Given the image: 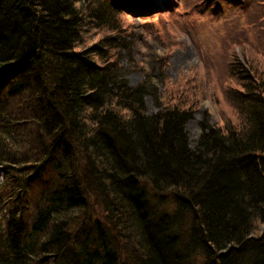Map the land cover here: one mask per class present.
Listing matches in <instances>:
<instances>
[{
    "label": "trees",
    "instance_id": "16d2710c",
    "mask_svg": "<svg viewBox=\"0 0 264 264\" xmlns=\"http://www.w3.org/2000/svg\"><path fill=\"white\" fill-rule=\"evenodd\" d=\"M164 5L0 0V264H264V52L226 33V113L191 142L196 76L122 63Z\"/></svg>",
    "mask_w": 264,
    "mask_h": 264
},
{
    "label": "rangeland",
    "instance_id": "374dc122",
    "mask_svg": "<svg viewBox=\"0 0 264 264\" xmlns=\"http://www.w3.org/2000/svg\"><path fill=\"white\" fill-rule=\"evenodd\" d=\"M157 1L169 5L167 9L171 11L166 12L165 9L163 14L150 19L147 16L151 24L136 28L138 38L135 52L132 58L126 54L122 63L127 68V78L132 85H137L144 79L145 71L154 73L153 84L160 89L165 85L160 80L163 76H168L170 83H180V79L183 81L185 76H196L197 81L202 84L200 89H196L198 95L203 94L205 89V97L188 123L190 139L193 142L201 134L203 120L211 124L221 123L222 116L226 113L219 103L220 100L210 93L208 82L206 84V78L217 83L219 76L223 74L220 71V59L225 50L222 40L226 33L236 30L238 35L240 33V41L247 43V51L254 52L258 48L264 52V35L259 33V30L264 31V0L209 1L198 6H188V0ZM149 10L150 8L143 7L141 12L148 13ZM134 18L133 22L141 23L140 15ZM234 24L238 28H234ZM237 51L243 53L240 46H237ZM150 53L158 55L155 57L157 64L154 61V67ZM160 55L166 57L167 61L160 63ZM193 83L195 82L189 81L190 85ZM184 87L187 88V85ZM146 104L149 114L157 112L150 95L146 97Z\"/></svg>",
    "mask_w": 264,
    "mask_h": 264
}]
</instances>
